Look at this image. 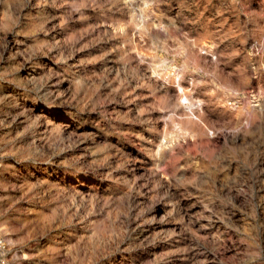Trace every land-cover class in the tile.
Here are the masks:
<instances>
[{
	"label": "rangeland",
	"instance_id": "obj_1",
	"mask_svg": "<svg viewBox=\"0 0 264 264\" xmlns=\"http://www.w3.org/2000/svg\"><path fill=\"white\" fill-rule=\"evenodd\" d=\"M0 229L10 264H264V0H0Z\"/></svg>",
	"mask_w": 264,
	"mask_h": 264
},
{
	"label": "built area",
	"instance_id": "obj_2",
	"mask_svg": "<svg viewBox=\"0 0 264 264\" xmlns=\"http://www.w3.org/2000/svg\"><path fill=\"white\" fill-rule=\"evenodd\" d=\"M12 255H13V249L7 243L0 229V264H10V259Z\"/></svg>",
	"mask_w": 264,
	"mask_h": 264
}]
</instances>
